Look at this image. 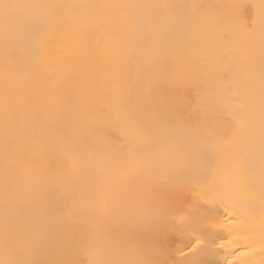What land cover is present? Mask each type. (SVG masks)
I'll return each instance as SVG.
<instances>
[{
    "label": "snow or ice",
    "instance_id": "snow-or-ice-1",
    "mask_svg": "<svg viewBox=\"0 0 264 264\" xmlns=\"http://www.w3.org/2000/svg\"><path fill=\"white\" fill-rule=\"evenodd\" d=\"M198 9L226 11L199 15ZM197 42L208 50L185 58V64L226 69L210 72L205 88L211 94L203 100L205 107L219 104L231 116L226 130L207 115L194 118L166 102L162 90L169 79L180 78L178 64L166 77L152 72ZM0 44L6 128L14 121V131L32 140L44 129L54 130L49 144H34L36 151L60 146L78 176L53 183L65 194L87 187L95 210L85 243L87 264H218L200 257L224 255L215 251L224 248L221 240L237 248L243 244L254 259L259 254L256 264H264V0L226 5L0 0ZM126 64L137 66L134 82L121 85L104 75L107 66ZM217 81L231 90L219 91ZM98 107L103 111L97 113ZM113 130L122 139L110 135ZM28 175L41 183L39 175ZM193 191L196 199L186 200L185 193ZM49 199L47 190L5 184L0 264H84L75 259L81 236L74 209L44 213ZM221 208L235 218L213 221ZM217 227L229 236H218L212 231ZM169 234L186 241L175 254L165 239ZM224 264L231 262L226 258Z\"/></svg>",
    "mask_w": 264,
    "mask_h": 264
},
{
    "label": "bare ground",
    "instance_id": "bare-ground-1",
    "mask_svg": "<svg viewBox=\"0 0 264 264\" xmlns=\"http://www.w3.org/2000/svg\"><path fill=\"white\" fill-rule=\"evenodd\" d=\"M15 3L32 4V3H97L104 2V0H12ZM111 3L121 4H195V5H226L236 3H249L259 4L260 0H107ZM199 15H206L209 11H226L225 9H198L196 10ZM233 31H237L238 24L227 25ZM199 35V33H197ZM205 40H208L205 37ZM209 43H215V41L209 40ZM255 46L257 55L259 53V36L255 37ZM207 48L201 46L197 42L192 48L185 50L183 53H178L175 60L169 56L167 59L159 62L154 66L152 72L154 75L160 77L168 76L172 70L174 64H178L181 68V76L178 79H169L164 87L163 94L166 102L170 105H175L178 109L185 111L187 114H191L194 118L198 115H207L208 119L215 124L221 130H226L228 122L231 120V116L219 105L212 104L205 107L203 100L211 93L210 90L205 88V81L208 80L209 74L219 75L220 72L226 69L214 68L209 69L207 66L198 65L193 62L187 64L184 63L185 58L192 57L195 53L207 51ZM55 71V64L50 62L48 65ZM3 59H2V44H0V240L3 236V193L5 184L10 187L19 184L20 190L33 191V190H47L50 192L49 201L42 207L41 211L57 212L67 207H72L76 213L74 221L75 228L81 236L80 251L75 257L84 264H87L89 256L85 250V243L87 232L90 227L91 221L95 216V210L88 200L87 187L79 191H72L69 194H65L61 191V188L57 186L53 181L56 178H67L68 176L76 177L78 172L73 168L72 162L69 161L63 154V150L60 146H56L54 150L40 153L37 152L34 144L39 142L41 144H49L54 130L44 129L43 132L38 134V140H32L27 134H19L14 131L18 127L16 122H10L6 128L5 116L3 111ZM140 76L145 75L143 69L140 70ZM104 75L110 76L114 80H119L121 85H126L130 82H134L137 79L138 71L135 64H126L119 68H114L111 65L105 68ZM217 88L219 91L227 93L231 90L232 86L223 81H217ZM238 99V97H237ZM18 111L21 114V118L26 112L22 100L18 101ZM103 111L102 107L97 108V113ZM240 109H234V114H238ZM258 134V114L255 117ZM110 135L122 139L120 134L113 130ZM214 162V161H213ZM34 173L41 177V183L36 185L30 179L28 173ZM185 199L188 201H194L196 199L195 191L185 193ZM220 215L212 217V220L218 223H224L225 219L231 220L235 217L225 213L223 208L219 209ZM259 205L257 203L254 209L253 218L256 221L257 227L259 226ZM218 236H229L228 231L223 227H217L212 229ZM168 242V248L172 253H177L179 248L184 247L186 241L178 234H169L165 238ZM224 243V248L215 249L216 252L223 253L224 255H205L200 257L202 260L216 261L218 264H224L225 259H229L231 264H245V262H251L256 264L259 259L257 253L255 259L253 256L247 254L244 250L243 244L241 247H233L230 244ZM177 259H182L179 255Z\"/></svg>",
    "mask_w": 264,
    "mask_h": 264
}]
</instances>
